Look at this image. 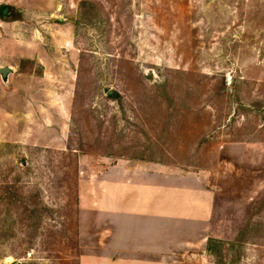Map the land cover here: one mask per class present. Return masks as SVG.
Returning a JSON list of instances; mask_svg holds the SVG:
<instances>
[{"label": "rangeland", "instance_id": "obj_1", "mask_svg": "<svg viewBox=\"0 0 264 264\" xmlns=\"http://www.w3.org/2000/svg\"><path fill=\"white\" fill-rule=\"evenodd\" d=\"M8 29L22 46L0 89V264L118 257L135 233L95 195H138L151 159L162 181L264 144V0H0ZM236 171L241 194L257 183L235 200L239 230L163 232L175 264H264V172Z\"/></svg>", "mask_w": 264, "mask_h": 264}, {"label": "crops", "instance_id": "obj_2", "mask_svg": "<svg viewBox=\"0 0 264 264\" xmlns=\"http://www.w3.org/2000/svg\"><path fill=\"white\" fill-rule=\"evenodd\" d=\"M9 31L10 29L7 32L0 31V67H10L14 71L15 66L8 57L16 53L17 46L22 45L16 33ZM11 78V73L6 79L0 75L1 90H4V80ZM221 154L226 163L224 168L213 169L215 171L203 168L200 174L180 177L167 175L163 176L162 181L161 165L157 160L151 159L152 167L144 163L135 167L134 185L138 195H95L94 199L98 202L94 203L97 205L96 213L106 217L114 215L113 226L126 232L133 231L136 243L135 247L126 243L116 245L113 250L119 254L118 257L88 258V264H175L173 251L183 246L169 244L170 235H163V232L238 231V195H255L257 183L250 180L247 191L241 194L238 191L239 184L249 180L239 183L234 181L235 175H239L236 169L240 168L241 173L249 176L255 173V169L264 172V144L252 141L230 142L223 146ZM127 174V168L121 170V184L129 183ZM161 189L164 190L161 192ZM78 199L80 202L81 196ZM80 212L81 207L78 208V213ZM161 237L167 241L161 240ZM207 244L208 238L203 240L201 237L197 242H190L186 248L195 249L202 254ZM122 253L135 256L129 258L122 256Z\"/></svg>", "mask_w": 264, "mask_h": 264}, {"label": "water", "instance_id": "obj_3", "mask_svg": "<svg viewBox=\"0 0 264 264\" xmlns=\"http://www.w3.org/2000/svg\"><path fill=\"white\" fill-rule=\"evenodd\" d=\"M13 70L10 67H0V75L2 78H6ZM14 264H22L21 262H15Z\"/></svg>", "mask_w": 264, "mask_h": 264}, {"label": "trees", "instance_id": "obj_4", "mask_svg": "<svg viewBox=\"0 0 264 264\" xmlns=\"http://www.w3.org/2000/svg\"><path fill=\"white\" fill-rule=\"evenodd\" d=\"M209 243H210V241H209Z\"/></svg>", "mask_w": 264, "mask_h": 264}]
</instances>
